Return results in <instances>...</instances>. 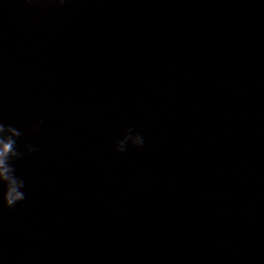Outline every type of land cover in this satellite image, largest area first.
<instances>
[{
	"label": "water",
	"instance_id": "95a60500",
	"mask_svg": "<svg viewBox=\"0 0 264 264\" xmlns=\"http://www.w3.org/2000/svg\"><path fill=\"white\" fill-rule=\"evenodd\" d=\"M0 122V264H264V0H0Z\"/></svg>",
	"mask_w": 264,
	"mask_h": 264
},
{
	"label": "clouds",
	"instance_id": "9594fccd",
	"mask_svg": "<svg viewBox=\"0 0 264 264\" xmlns=\"http://www.w3.org/2000/svg\"><path fill=\"white\" fill-rule=\"evenodd\" d=\"M35 127V126H34ZM21 132L10 124L0 122V186L3 187L2 200L4 206L11 208L17 202L23 201L26 194L22 189L25 187L24 180L15 174V169L10 163L12 159L22 158L23 153L18 151L16 140ZM131 141L133 145L142 146L143 138L137 134L132 135V129L128 130L123 139L117 140L116 150L124 152L125 145ZM28 153L36 149L33 145H25Z\"/></svg>",
	"mask_w": 264,
	"mask_h": 264
}]
</instances>
